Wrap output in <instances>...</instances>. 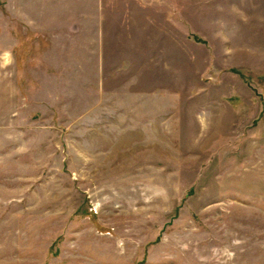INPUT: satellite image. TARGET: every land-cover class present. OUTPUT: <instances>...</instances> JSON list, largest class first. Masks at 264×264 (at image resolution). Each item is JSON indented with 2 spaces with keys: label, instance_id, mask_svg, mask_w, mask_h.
<instances>
[{
  "label": "rangeland",
  "instance_id": "1",
  "mask_svg": "<svg viewBox=\"0 0 264 264\" xmlns=\"http://www.w3.org/2000/svg\"><path fill=\"white\" fill-rule=\"evenodd\" d=\"M0 264H264V0H0Z\"/></svg>",
  "mask_w": 264,
  "mask_h": 264
},
{
  "label": "crops",
  "instance_id": "2",
  "mask_svg": "<svg viewBox=\"0 0 264 264\" xmlns=\"http://www.w3.org/2000/svg\"><path fill=\"white\" fill-rule=\"evenodd\" d=\"M138 14L140 15L141 18H144V19H146V18H151L147 13L143 14V13H141V12H138ZM142 14H143V15H142Z\"/></svg>",
  "mask_w": 264,
  "mask_h": 264
}]
</instances>
